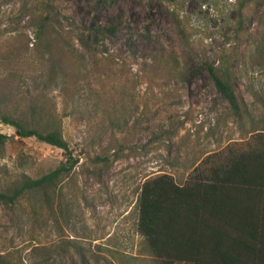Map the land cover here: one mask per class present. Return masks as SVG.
I'll return each instance as SVG.
<instances>
[{"label":"rangeland","instance_id":"374dc122","mask_svg":"<svg viewBox=\"0 0 264 264\" xmlns=\"http://www.w3.org/2000/svg\"><path fill=\"white\" fill-rule=\"evenodd\" d=\"M26 2L91 41L92 27L114 26L98 34L96 55L128 76L86 77V66L75 71L65 58L66 75L44 86L48 54L24 19ZM9 24L17 31L7 32ZM10 44L16 60H0V113L13 92L44 88L77 163L47 194L0 202V264H75L82 256L90 264H158L137 230L145 180L169 174L183 185L205 155L264 130V0H0V52ZM222 56L240 116L211 79ZM14 68L22 74L10 76ZM0 132L11 137L0 146V192L23 174L68 163L60 148L21 141L1 122Z\"/></svg>","mask_w":264,"mask_h":264},{"label":"trees","instance_id":"16d2710c","mask_svg":"<svg viewBox=\"0 0 264 264\" xmlns=\"http://www.w3.org/2000/svg\"><path fill=\"white\" fill-rule=\"evenodd\" d=\"M243 6L245 3L241 2L240 8ZM23 9L27 12L24 19L28 16L27 24L36 27L38 44L48 54L44 56L48 68L41 76L44 86L53 75H66L65 58H70L75 71L86 66L83 69L86 77L102 79L111 73L120 78L128 76L125 68L112 64L110 58L103 62L96 55L98 34L114 33V26L92 27L94 41H91L82 33L55 25L50 14H42L28 2ZM9 26L7 32L17 31ZM13 47L5 46L0 60L15 62ZM209 72L222 97L240 116L243 102L228 59L222 56L220 67H209ZM18 73L22 74L19 69H11L10 76ZM9 103L1 110L0 122L12 127L21 141L35 137L64 150L68 162L41 176L23 174L0 192L1 203L15 204L26 193L47 194L69 177L77 161L63 136L56 103L44 88L38 93L15 91ZM10 138L0 132V146ZM137 209V230L158 264H264V130L252 131L249 137L205 155L183 185L169 174L146 179ZM75 264L90 262L82 256Z\"/></svg>","mask_w":264,"mask_h":264}]
</instances>
